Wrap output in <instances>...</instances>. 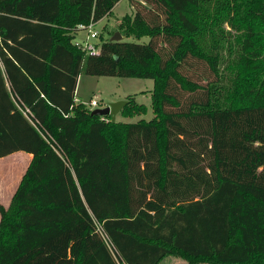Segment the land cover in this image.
<instances>
[{
  "label": "trees",
  "instance_id": "trees-1",
  "mask_svg": "<svg viewBox=\"0 0 264 264\" xmlns=\"http://www.w3.org/2000/svg\"><path fill=\"white\" fill-rule=\"evenodd\" d=\"M119 1L0 0V158L32 156L0 264H117L97 226L123 264H264V0H130L120 33L148 42L107 39L85 72L152 80L134 123L74 100L76 26Z\"/></svg>",
  "mask_w": 264,
  "mask_h": 264
},
{
  "label": "rangeland",
  "instance_id": "rangeland-1",
  "mask_svg": "<svg viewBox=\"0 0 264 264\" xmlns=\"http://www.w3.org/2000/svg\"><path fill=\"white\" fill-rule=\"evenodd\" d=\"M140 4H144L143 2ZM135 8V9H134ZM136 6L135 3L132 5L130 0H120L117 2L111 10V13L100 19L94 29L98 32L99 37L94 41L96 43V51L98 55L101 54L102 44L105 40L110 39L115 33L120 34L121 42H129L134 44H145L149 38L142 36L138 39L134 37H123L120 33L119 24L125 15H131L136 9H141ZM143 10V8L141 9ZM77 34V35H76ZM76 39L82 40L85 38V32L75 31ZM88 55H84V61L82 65V71L77 81L75 99L78 103H82L88 110L93 111L94 109H102L106 105L119 101L126 100V98L132 97L136 104H143L146 106V113L139 114L134 117H125L121 114V111L116 115L115 121L121 123H134L140 119L150 120L153 118L151 110V79H139L127 76L117 75H91L87 74L86 66L88 62ZM220 85H229L230 74L224 70L221 72ZM96 101V107H90V101ZM4 162L0 161V168ZM160 264H185V262L179 258L166 257Z\"/></svg>",
  "mask_w": 264,
  "mask_h": 264
},
{
  "label": "crops",
  "instance_id": "crops-1",
  "mask_svg": "<svg viewBox=\"0 0 264 264\" xmlns=\"http://www.w3.org/2000/svg\"><path fill=\"white\" fill-rule=\"evenodd\" d=\"M76 35L74 37L75 40H77ZM74 100L77 102L75 99V93ZM31 159L32 156L25 152H15L0 158V161L4 162L3 166L0 168V205H2L4 208L9 206L11 198L17 186L19 185L20 180Z\"/></svg>",
  "mask_w": 264,
  "mask_h": 264
},
{
  "label": "built area",
  "instance_id": "built-area-1",
  "mask_svg": "<svg viewBox=\"0 0 264 264\" xmlns=\"http://www.w3.org/2000/svg\"><path fill=\"white\" fill-rule=\"evenodd\" d=\"M96 23L97 22L90 21L89 23H87L85 25L80 24V25L76 26L77 32H80V31L85 32V38L82 40H75L74 39V45L77 48H79L81 51H83L85 53V55H88V56H97L98 55V53L96 51V43H94V41L99 38L98 32L94 29ZM89 106L94 108L97 106V102L92 100V101H90ZM100 117L104 121L108 120L106 118V116H100ZM97 232L100 234L105 246L107 247L108 251L112 255L114 261L117 264H123L118 259L117 255L115 254V251H114L112 244L108 241V239L103 234V232L101 231L99 226H97Z\"/></svg>",
  "mask_w": 264,
  "mask_h": 264
},
{
  "label": "water",
  "instance_id": "water-1",
  "mask_svg": "<svg viewBox=\"0 0 264 264\" xmlns=\"http://www.w3.org/2000/svg\"><path fill=\"white\" fill-rule=\"evenodd\" d=\"M121 39L120 34L115 33L110 41H119ZM127 104V100H119L108 104L102 109H94L91 111V115L94 116H109L111 121H114L115 116L121 111V109Z\"/></svg>",
  "mask_w": 264,
  "mask_h": 264
}]
</instances>
